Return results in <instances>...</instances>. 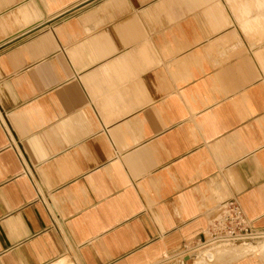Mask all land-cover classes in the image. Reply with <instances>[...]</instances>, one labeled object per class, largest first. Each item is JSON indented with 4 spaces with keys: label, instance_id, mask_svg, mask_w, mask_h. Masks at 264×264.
I'll use <instances>...</instances> for the list:
<instances>
[{
    "label": "crops",
    "instance_id": "0c3cea01",
    "mask_svg": "<svg viewBox=\"0 0 264 264\" xmlns=\"http://www.w3.org/2000/svg\"><path fill=\"white\" fill-rule=\"evenodd\" d=\"M229 199L264 229V0H0V264H264L177 256Z\"/></svg>",
    "mask_w": 264,
    "mask_h": 264
},
{
    "label": "built area",
    "instance_id": "2783aa9c",
    "mask_svg": "<svg viewBox=\"0 0 264 264\" xmlns=\"http://www.w3.org/2000/svg\"><path fill=\"white\" fill-rule=\"evenodd\" d=\"M264 240V229L254 228L246 220L242 208L235 199L223 202L221 213L205 230L204 238L183 245L177 256L190 255L196 250L219 244H243Z\"/></svg>",
    "mask_w": 264,
    "mask_h": 264
},
{
    "label": "rangeland",
    "instance_id": "374dc122",
    "mask_svg": "<svg viewBox=\"0 0 264 264\" xmlns=\"http://www.w3.org/2000/svg\"><path fill=\"white\" fill-rule=\"evenodd\" d=\"M216 246H218V247H216ZM216 246H213V247H216L215 252H214L215 258L219 257V254L216 255L217 253L227 252V250L230 248H231L230 251H233V249H235L234 255H236V256H241L244 254L254 253L255 251H263L264 250V242L262 244L250 243V244L241 245V246H237V245H216ZM209 252H213V251H208L207 253H209ZM200 262H202V261H200ZM57 264H72V262L70 260L63 259V260H60Z\"/></svg>",
    "mask_w": 264,
    "mask_h": 264
},
{
    "label": "bare ground",
    "instance_id": "6f19581e",
    "mask_svg": "<svg viewBox=\"0 0 264 264\" xmlns=\"http://www.w3.org/2000/svg\"><path fill=\"white\" fill-rule=\"evenodd\" d=\"M260 242H264V241H260ZM252 243V242H251ZM256 243V242H255ZM247 244H250V243H244V244H241V245H247ZM241 245H238V246H241ZM216 247H218V246H216ZM215 247V248H216Z\"/></svg>",
    "mask_w": 264,
    "mask_h": 264
}]
</instances>
